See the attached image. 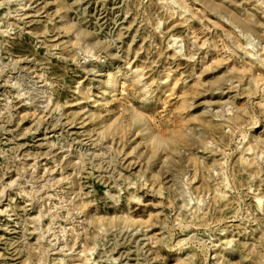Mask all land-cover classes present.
<instances>
[{"label":"rangeland","instance_id":"obj_1","mask_svg":"<svg viewBox=\"0 0 264 264\" xmlns=\"http://www.w3.org/2000/svg\"><path fill=\"white\" fill-rule=\"evenodd\" d=\"M0 264H264V0H0Z\"/></svg>","mask_w":264,"mask_h":264},{"label":"bare ground","instance_id":"obj_2","mask_svg":"<svg viewBox=\"0 0 264 264\" xmlns=\"http://www.w3.org/2000/svg\"><path fill=\"white\" fill-rule=\"evenodd\" d=\"M112 85H113L115 90H118L117 81L115 79L113 80Z\"/></svg>","mask_w":264,"mask_h":264}]
</instances>
